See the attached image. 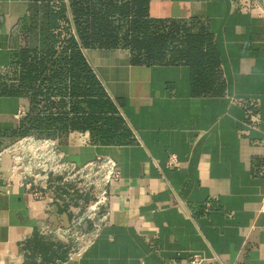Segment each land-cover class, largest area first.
Instances as JSON below:
<instances>
[{"label": "crops", "instance_id": "1", "mask_svg": "<svg viewBox=\"0 0 264 264\" xmlns=\"http://www.w3.org/2000/svg\"><path fill=\"white\" fill-rule=\"evenodd\" d=\"M145 9L208 37L203 72L181 54L138 63L123 43L84 44L71 0H0V150L35 134L57 138L78 164L100 155L118 162L110 223L77 264H189L190 253L218 257L204 264H264V17L245 0H146ZM87 71L93 115L107 99L124 141H104L99 121L75 126L91 112ZM173 154L178 164L169 166ZM11 165L5 154L0 264L67 258L69 246L42 228L68 226L71 209L51 196L33 200L8 179Z\"/></svg>", "mask_w": 264, "mask_h": 264}, {"label": "built area", "instance_id": "2", "mask_svg": "<svg viewBox=\"0 0 264 264\" xmlns=\"http://www.w3.org/2000/svg\"><path fill=\"white\" fill-rule=\"evenodd\" d=\"M249 10L264 17V6L258 0H245ZM22 108L19 116L25 114ZM8 154L12 165L9 180L16 177L35 201L51 196L56 203L72 211L70 223L56 230L43 227V234L55 233L70 245L71 252L65 260L47 264H77L85 251L96 241L110 223V186L122 178L118 162L107 155H100L83 164L66 158L57 138L26 134L0 150V168L3 157ZM178 164L176 155H171L169 166ZM210 206L206 204V209ZM264 211V196L260 208ZM42 260L41 256H38ZM218 257L200 253L188 255L189 264H204Z\"/></svg>", "mask_w": 264, "mask_h": 264}, {"label": "trees", "instance_id": "3", "mask_svg": "<svg viewBox=\"0 0 264 264\" xmlns=\"http://www.w3.org/2000/svg\"><path fill=\"white\" fill-rule=\"evenodd\" d=\"M145 3L146 0H124L120 3L114 0H71V7L84 44L100 42L104 47H118L123 43L131 50L133 61L138 63H162L168 54L172 57L175 54H181L194 61L196 65L199 64L198 71L203 72L201 69L208 56L204 51V46L209 41L208 37L185 22H166L149 18ZM64 11V7L61 8L57 17L65 18ZM123 27L125 29L121 32ZM179 44H182L184 48L176 51L175 47ZM71 45L77 48L75 41ZM72 54L74 57L80 56L79 50H72ZM215 56V52L212 51L209 58L214 61V64ZM89 75L87 71L86 96L91 112H88V116L75 126L83 129L92 128V123L99 121L104 125L99 131L104 141H124L126 132L121 131L122 121L106 116L107 111L112 110V105L107 99L103 97V101L96 104L97 113L101 116L93 115L95 108L91 99L93 89L89 87V84L92 85ZM214 75L216 78V73L213 72ZM42 258L44 264L53 261Z\"/></svg>", "mask_w": 264, "mask_h": 264}, {"label": "rangeland", "instance_id": "4", "mask_svg": "<svg viewBox=\"0 0 264 264\" xmlns=\"http://www.w3.org/2000/svg\"><path fill=\"white\" fill-rule=\"evenodd\" d=\"M56 240H59V241H62V242H64V243H66L67 244V242L65 241V240H63V239H59L58 237H56L55 238ZM69 246V251H68V254H67V258L69 257V253L71 252V250H70V245H68ZM67 258H65V259H67ZM65 259H61V258H59V260H65ZM56 260H58V259H56ZM56 260H53L52 262H54V263H56ZM50 262V261H49Z\"/></svg>", "mask_w": 264, "mask_h": 264}]
</instances>
